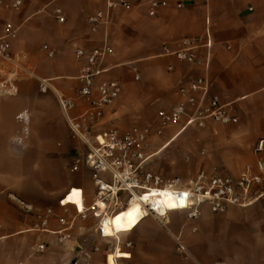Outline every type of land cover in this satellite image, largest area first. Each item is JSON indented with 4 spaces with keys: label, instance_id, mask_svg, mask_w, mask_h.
<instances>
[{
    "label": "crops",
    "instance_id": "obj_1",
    "mask_svg": "<svg viewBox=\"0 0 264 264\" xmlns=\"http://www.w3.org/2000/svg\"><path fill=\"white\" fill-rule=\"evenodd\" d=\"M13 1L0 0V36L7 21L18 28L11 40L12 60L0 57V84L13 87L0 95V264H105L107 251L99 246L105 239L96 228L90 232L83 226L73 204L64 203L72 189H83L84 206L95 193L91 170L84 169L80 180L65 178V168L83 144L73 135L59 98L74 100L69 116L92 136L108 126L126 130L153 123L160 108L181 100V85L208 74L211 92L233 102L239 117L236 124L209 122L201 128L211 140L202 152L215 164L210 173L237 176L246 166L264 162V0H184L181 9L171 0L156 16L133 1L130 9L112 11L95 32L87 18L103 9L105 0H22L20 10L12 12ZM56 7L63 10L64 23L54 17ZM183 38L199 39L197 52L207 60L206 69L164 53L165 47L178 50ZM105 42L113 54L96 83L116 79L122 93L101 120L85 122L86 101L77 95L84 62L76 59L75 49L92 50ZM45 44L54 57L42 51ZM17 64L25 68L18 70ZM23 111L29 114L27 135L16 119ZM179 127L172 138L193 128ZM259 140L263 149L257 153ZM49 209L54 215L43 225ZM59 217L74 220L67 239L61 240ZM168 223L170 231L147 216L120 234L116 247L131 257L118 262L186 264L176 249L179 236L189 263L264 264V194L222 214L203 205L195 220L172 211ZM39 244L46 246L43 252L36 251Z\"/></svg>",
    "mask_w": 264,
    "mask_h": 264
},
{
    "label": "built area",
    "instance_id": "obj_2",
    "mask_svg": "<svg viewBox=\"0 0 264 264\" xmlns=\"http://www.w3.org/2000/svg\"><path fill=\"white\" fill-rule=\"evenodd\" d=\"M133 1L136 5L145 7L150 16H156L158 10L167 7L171 0H105L104 8L96 11L87 18L89 29L97 31L98 27L108 20L114 10L130 9ZM177 9L184 7V0H172ZM22 6V0H14L8 7L17 12ZM53 15L59 23H64L66 17L59 7L54 8ZM18 28L10 21L5 23L0 36V57L12 60L11 40L17 36ZM181 47L171 51L164 48V53L175 56L179 61L197 64L207 68L208 62L201 58L197 49L201 44L199 39L183 38ZM47 57L52 58L55 51L47 44L42 46ZM113 54V48L105 42L102 46L92 50L77 47L75 57L83 61L77 80L80 83L78 97L86 101V109L82 120L95 123L101 120L106 111L120 98L122 86L116 79H108L96 83L97 78L105 72L102 64L106 58ZM18 70H23L17 64ZM136 78H139L138 69L133 68ZM212 83L205 74L190 80L179 87L181 100L169 107H162L157 111L156 120L146 125L134 124L123 130L117 126H108L98 133L89 136L82 130L80 122L70 118L69 110L74 107V100L59 98V105L65 114L73 135L78 138L83 148L74 155L69 172L79 173L84 169L92 172L91 179L94 187L95 199L89 206H84V191H81L83 210L75 204L77 217L86 219L92 216L97 220L96 232L102 239H107L103 231L102 221L106 216H112L121 209L126 208L132 200L140 199L144 194L151 193V189L171 193V199L176 204L177 211L186 212L188 220H195L201 215V207L207 205L214 214L224 213L229 206H246L253 203L264 194V162L258 160L254 166H246L237 176L221 175L200 170L195 178L188 184H181L179 179H164L156 174L150 167L154 153L150 152L151 142L156 137L163 136L167 130L175 126L204 128L209 122L221 124H236L239 121L237 109L233 102L223 101L219 95L211 92ZM6 83L0 84V95L11 93ZM23 124V133L27 135L29 114L23 111L16 116ZM21 143V138L17 140ZM263 149V140L257 142L255 151ZM78 188V187H77ZM187 194L184 197L183 194ZM61 203V202H60ZM61 205H63L61 203ZM145 206L144 214L153 216L167 231L169 230L168 216L154 214ZM54 215L51 209L47 210L42 224L46 225L48 217ZM146 216V217H147ZM64 226L60 233L61 240L67 239L66 233L73 225L74 220L67 221L58 218ZM177 251L182 254L186 264L189 256L180 237H175ZM46 246L39 244L37 252H43ZM72 264H77V261ZM222 264V263H221Z\"/></svg>",
    "mask_w": 264,
    "mask_h": 264
},
{
    "label": "rangeland",
    "instance_id": "obj_3",
    "mask_svg": "<svg viewBox=\"0 0 264 264\" xmlns=\"http://www.w3.org/2000/svg\"><path fill=\"white\" fill-rule=\"evenodd\" d=\"M151 120L145 122L148 123ZM144 123V124H145ZM179 126L173 127L169 132L171 135H163L156 137L151 142L150 152L154 153L151 161V169L162 178L166 179H179L181 184H188L189 181L197 175V173L204 169L207 172H211L213 162L208 153L203 150L208 146L210 139L205 138L203 129L201 128H186L177 136L172 138L173 131H178ZM83 172L76 174L69 172L67 167L64 170L65 174H68L65 178H72L80 180L83 178ZM88 181V177L84 178ZM85 228H90V232L96 228L97 220L92 216L82 221ZM121 239V236H120ZM117 240L108 239L101 240L99 246L106 250L104 254V262L108 255H110L115 247Z\"/></svg>",
    "mask_w": 264,
    "mask_h": 264
},
{
    "label": "bare ground",
    "instance_id": "obj_4",
    "mask_svg": "<svg viewBox=\"0 0 264 264\" xmlns=\"http://www.w3.org/2000/svg\"><path fill=\"white\" fill-rule=\"evenodd\" d=\"M149 192L156 194L149 195L147 201L141 199V197L140 199L137 198L136 200H132L131 203L126 208L119 210L118 212L114 213L112 216H106L103 219L102 225H103L104 234L107 237L106 240L108 239L119 240L120 234L132 231L141 222V220L147 216L144 214L145 211L144 207L147 205L151 206L149 210H155V211H151V213L153 214L155 212L159 214H165L168 212L167 210H170L169 212L177 211L175 210L176 207L175 208L168 207L169 202L171 203L174 202L172 201L171 197L161 195V193H165V192L158 191L155 188L151 189ZM64 203L75 204L80 211L83 210L84 206L82 203L81 191L79 189H72L69 192V194H67L66 199L64 198ZM129 212H132L131 217L127 215V213ZM117 217H120L118 222L119 227L117 226V219H116ZM129 257H131V254L129 252L122 251L119 247H115L113 256H111L108 259V264H121L118 262L119 259L129 258Z\"/></svg>",
    "mask_w": 264,
    "mask_h": 264
},
{
    "label": "snow or ice",
    "instance_id": "obj_5",
    "mask_svg": "<svg viewBox=\"0 0 264 264\" xmlns=\"http://www.w3.org/2000/svg\"><path fill=\"white\" fill-rule=\"evenodd\" d=\"M155 194H156V193H147V194H145L143 197H141V199L147 201L148 198H149V195H155ZM161 195H165V196H169V197H171L172 194H171V193H166V192H165V193H161ZM183 195H184V197L187 196L186 193L183 194ZM168 207H169V208H175V207H176V204H175V203H171V202H169V203H168ZM137 211H138V209H137ZM127 215H129V217H131V216H132V212L127 213ZM116 219H117V226L119 227L118 222H119L120 217H117Z\"/></svg>",
    "mask_w": 264,
    "mask_h": 264
}]
</instances>
